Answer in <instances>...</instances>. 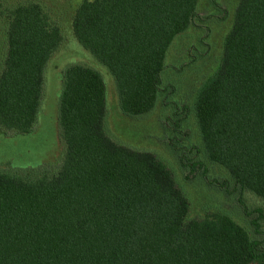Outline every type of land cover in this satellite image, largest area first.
Wrapping results in <instances>:
<instances>
[{
	"label": "trees",
	"instance_id": "obj_1",
	"mask_svg": "<svg viewBox=\"0 0 264 264\" xmlns=\"http://www.w3.org/2000/svg\"><path fill=\"white\" fill-rule=\"evenodd\" d=\"M199 1L83 0L76 8L72 34L113 77L122 115L153 111L167 52L201 21ZM0 15V133L27 135L62 36L36 3ZM191 113L206 161L264 201V0L237 1L219 62L195 92ZM105 118L100 74L66 68L59 169L27 177L0 171V264H264V244L228 214L190 218L166 164L116 143Z\"/></svg>",
	"mask_w": 264,
	"mask_h": 264
},
{
	"label": "rangeland",
	"instance_id": "obj_2",
	"mask_svg": "<svg viewBox=\"0 0 264 264\" xmlns=\"http://www.w3.org/2000/svg\"><path fill=\"white\" fill-rule=\"evenodd\" d=\"M82 1L0 0V14L17 4L40 5L62 36L60 47L44 70L42 99L32 132L27 135L0 133V171L27 177L34 171L51 175L59 169L64 154L57 124L62 74L70 66H86L99 73L105 84L108 136L120 145L150 152L163 161L189 200L190 218L224 212L253 239L264 244V201L240 190L223 169L206 161L200 153L191 113L195 92L219 62L222 41L231 26L238 0H212V4L210 0L199 1L201 21L195 20L170 46L162 92L153 111L140 118L122 115L113 77L72 34V17ZM169 84L173 87L166 90ZM182 120L177 127L175 123Z\"/></svg>",
	"mask_w": 264,
	"mask_h": 264
}]
</instances>
